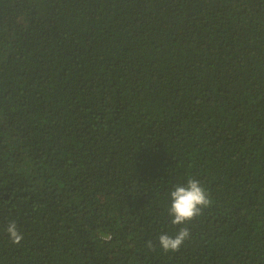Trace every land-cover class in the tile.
<instances>
[{
    "label": "trees",
    "instance_id": "trees-1",
    "mask_svg": "<svg viewBox=\"0 0 264 264\" xmlns=\"http://www.w3.org/2000/svg\"><path fill=\"white\" fill-rule=\"evenodd\" d=\"M0 264H264V0H0Z\"/></svg>",
    "mask_w": 264,
    "mask_h": 264
},
{
    "label": "clouds",
    "instance_id": "clouds-1",
    "mask_svg": "<svg viewBox=\"0 0 264 264\" xmlns=\"http://www.w3.org/2000/svg\"><path fill=\"white\" fill-rule=\"evenodd\" d=\"M169 199L168 215L173 225L190 223L212 203L207 190L195 178H189L184 184L175 185L169 193ZM6 231L13 243L19 244L22 241L23 234L14 221L9 222ZM189 236V229L180 227L175 235L161 234L159 244L164 251H177ZM149 246L151 247V242Z\"/></svg>",
    "mask_w": 264,
    "mask_h": 264
}]
</instances>
